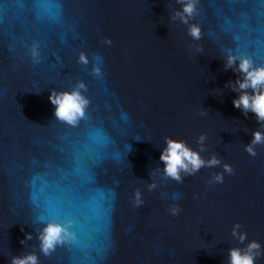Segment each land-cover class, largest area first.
I'll return each instance as SVG.
<instances>
[{"label": "water", "instance_id": "obj_1", "mask_svg": "<svg viewBox=\"0 0 264 264\" xmlns=\"http://www.w3.org/2000/svg\"><path fill=\"white\" fill-rule=\"evenodd\" d=\"M180 9L176 0H0V264L29 252L40 264H227L228 249L251 240L264 264V145L255 157L244 147L264 127L233 106L227 84L238 74L224 70L228 53L264 64V0H196L199 40L170 19ZM80 80L90 104L73 127L55 120L48 97ZM201 134V156L221 165L182 183L157 172L149 191L165 137L199 151ZM214 173L223 183H208ZM49 220L73 221L75 240L44 256L37 232Z\"/></svg>", "mask_w": 264, "mask_h": 264}, {"label": "clouds", "instance_id": "obj_2", "mask_svg": "<svg viewBox=\"0 0 264 264\" xmlns=\"http://www.w3.org/2000/svg\"><path fill=\"white\" fill-rule=\"evenodd\" d=\"M181 5L180 10H175L170 19L179 20L188 26V35L193 40L201 38V29L199 25L190 23L191 18L196 14V0H176ZM103 43L110 45L112 41L105 38ZM201 51L199 47L196 49ZM29 53L34 63H40L41 54L37 44L29 47ZM95 58V57H94ZM88 55L83 51L79 53L78 63L82 65L89 64ZM231 69L237 73L235 81H228L227 86L231 91L238 95L233 99L232 104L235 108L240 109L242 114L247 117L249 113H253L257 123L264 127V64H256L254 60L246 55H236L228 53L224 58V70ZM92 73L99 77L102 76V69L99 64H93ZM87 91V85L84 81H77L71 90L58 91L52 89L48 97L50 103L54 106L55 120L60 121L69 126H76L85 117L86 109L90 104V100L83 94ZM201 115H206V111H201ZM206 134H201L197 139L199 151L193 150L184 140L172 139L165 137L166 146L162 148L159 160L163 163L162 170L160 168L153 169L150 173L151 182L147 184L149 191L157 187V183L153 180V176L159 172L164 178L171 179L177 183H182L184 177L195 175L201 168L216 167L221 165V160L213 153L210 158L205 159L200 153L206 151L205 140ZM264 145V132L255 130L252 132V139L245 144V151L252 157L257 155L256 146ZM223 173L233 174V167L224 163L222 165ZM223 173H214L208 183H223ZM195 198V197H194ZM134 206H141L144 201L142 193L137 189L134 193ZM172 216H176L180 212L179 206L173 204L169 207ZM73 221L67 220L64 223L49 220L44 226L38 230L37 239L39 240V249L44 256H50L58 245L75 240V233L71 231ZM241 225L236 223L232 228V237L240 244L247 238L245 232L239 231ZM26 240H32L31 233H25ZM25 240H21L24 244ZM262 255L261 245L256 240H251L244 247H230L228 249L227 264H256V259ZM9 264H40L39 257L35 252H29L24 255H13L9 260Z\"/></svg>", "mask_w": 264, "mask_h": 264}]
</instances>
